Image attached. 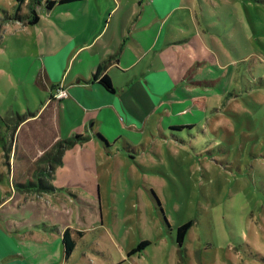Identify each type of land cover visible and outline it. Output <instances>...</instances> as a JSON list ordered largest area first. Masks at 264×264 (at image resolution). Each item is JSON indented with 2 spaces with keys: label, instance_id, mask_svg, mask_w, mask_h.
Segmentation results:
<instances>
[{
  "label": "rangeland",
  "instance_id": "374dc122",
  "mask_svg": "<svg viewBox=\"0 0 264 264\" xmlns=\"http://www.w3.org/2000/svg\"><path fill=\"white\" fill-rule=\"evenodd\" d=\"M28 1L21 10L27 16L32 11L41 14L50 2L43 0L38 5ZM99 1L101 11L96 0H81L69 8L75 10L70 14L80 16L90 11L95 16L107 15L105 0ZM194 3L199 21L215 35L216 45L210 39V49L191 44V51H187L186 43L168 46L165 44L168 35L178 30L171 23L162 31L156 28L158 46L151 58L157 64L162 60L170 62L166 70L173 72L176 79L171 82L172 89L177 98H182H178L172 110H183L189 99H184L180 90L192 87L186 74L183 80L180 77L182 63L191 64L190 72H194L201 59L210 58L209 66H213L215 58L210 54L220 50L226 53H221V68L215 73L217 80L211 81L213 87L201 88L199 95L191 92L206 109L205 116L198 122L195 118L196 127L191 129L169 130L167 119L163 120L162 128L154 112L160 117L169 100L159 102L153 93V113L145 110L143 122L138 126L143 130L136 137L125 128L134 139V150L122 154L117 151L118 144L112 150L115 143L110 139L111 133L117 138L125 134L119 125H107L109 131H100L111 140L108 144L111 149L105 152L97 149L95 138L85 135L86 142L65 152L68 162L58 167L54 182L61 189L60 194L74 205L72 216L82 224L69 228L77 248L67 264H264V0H194ZM17 5L13 0H0L1 65L6 62L9 53L6 43L11 37L25 44L22 49L25 57L31 55L30 48L36 43L46 45L44 32H54L55 25L46 20V15L43 28L3 22L10 21L4 18L14 16ZM135 9L136 6H129V13ZM36 50L42 53V48ZM38 63L20 61V65L30 66L31 71L9 73L10 80L5 77L8 72L0 71V110L11 107L20 114L29 109L36 111L46 102L42 100L46 94L31 86ZM206 74L200 73L197 79L205 78ZM21 85L25 87L28 103L19 92ZM65 99L68 97L59 100ZM32 116L35 114L20 117L12 112L4 116L11 130L5 137L6 147H0V210L20 208L43 197L38 194L14 197L12 175L25 167L14 159L15 151L10 155L8 144L19 138L29 139L33 131L38 133L42 129L40 118ZM127 116L124 112L126 119ZM171 117L172 122L178 117L192 119L186 112ZM34 146L31 157L40 162L39 158L53 151L56 144L47 147L41 138ZM106 152L111 155H105ZM96 185L100 186L98 195L92 191L97 190ZM71 194L83 197L84 205L75 203ZM60 201L52 200L51 205ZM63 209L56 217L62 227L70 222L71 211L68 205ZM188 223L192 227L180 247L178 229ZM146 241L149 246L130 256Z\"/></svg>",
  "mask_w": 264,
  "mask_h": 264
},
{
  "label": "crops",
  "instance_id": "0c3cea01",
  "mask_svg": "<svg viewBox=\"0 0 264 264\" xmlns=\"http://www.w3.org/2000/svg\"><path fill=\"white\" fill-rule=\"evenodd\" d=\"M50 1H55V5L52 8L47 6L41 14L36 13L39 17L36 25L28 24V20L26 22L3 21L5 23L16 22L26 28L38 26L43 28V22L45 25L47 23L44 20L46 15V20L58 28L52 26L53 33L50 30L44 32L46 45L36 43L30 48L29 54L31 55L25 57H22L26 54L23 52L25 44L18 43L15 37H11L10 42L6 43L9 47L6 62L4 65L0 64V71L8 72L5 73V77L6 80H10L9 73L16 75L18 71L29 72L31 68L26 66L27 62L32 61L33 64L39 62L33 74L31 86L36 87L39 93L46 94L45 98L42 97V100L46 102L41 101V107L36 111L29 109L28 112L18 114L11 107L5 111L0 110L1 148L6 147L5 137L11 130L10 125L1 120L7 112L21 117L25 114H35L32 117L40 118L39 122L42 125L38 133L33 131L31 138H19L18 141H11L8 144L11 146L10 155L15 151L14 159L22 162L25 167L21 172L13 173L14 186L35 180L33 175L36 174L35 170L40 163L31 156L34 155L32 153L35 148L34 142H39L41 138L46 141L47 147H52L61 140H67L76 135H86L90 137L89 139L93 136L97 149L104 152L111 149L108 146L111 140L115 143L112 145V150L117 144L119 145L117 151H121L122 154L125 150L127 152L134 150L136 147L134 139L125 128L133 131L136 137L143 130L142 126L140 129L138 126L143 122L145 110L149 114L153 113V93L157 95L159 102L169 100V104L162 108L160 117L157 116V112H154L155 120L160 127L166 119L169 130L177 126L196 127L197 123L194 119L197 118L198 122L205 116L206 109L197 102L191 92H197L196 95H199L201 88L213 87L211 81L217 80L218 76L215 73L217 74V70L221 68V53L223 55L226 53L220 50L219 53L210 54L215 58L213 66H209L210 58L201 59V62L196 64L199 68L194 72H190L191 64L182 63L180 77L183 80L186 74L185 78H189L188 83L192 87V89L180 90L184 99H189L185 108H182L183 110H172L173 106L177 105L178 98L181 97L177 98V92L172 89L171 82L176 81L173 72L166 70L170 62L162 60L160 64H157V61L151 58L152 53L156 54L154 48L158 46L156 28L162 31L164 26H169L171 23H175L178 30L174 29L173 34L168 35L165 42L168 46L175 47L177 43H186L187 51H191V44L210 49V39L216 45L215 35L208 29H204L199 21V14L194 8L197 4L194 0H105L108 14L99 16L91 15L90 11L80 16L70 14L75 10L69 8L81 3V0ZM28 2L27 0L26 3ZM96 5L101 11L102 6L99 0H96ZM129 6H136V9L129 13ZM45 10L48 14H45ZM22 15L27 16V14ZM4 20L7 19L4 18ZM148 32L151 35H148ZM154 35L156 36L153 37ZM39 47L42 48L43 54L36 50ZM20 61L26 64L20 65ZM18 67H21V70ZM203 72H208L205 78L197 79L198 75ZM195 73L198 74L194 75ZM97 74H99V79L95 80L94 76ZM105 75L109 77L115 90L114 93L107 91L100 84L99 80ZM194 78L199 82H195ZM193 84L196 85L195 88ZM62 87L68 91L69 97L65 100H56L54 94ZM19 92L24 101L28 103L23 85ZM124 112L128 115L127 119L124 117ZM185 112L192 119L185 120L178 117L172 122L171 116ZM195 113L200 114L195 115ZM107 125H119V129L125 135L117 138L111 133L110 140L100 131L102 129L109 131L105 128ZM99 135L106 140L107 145ZM105 155L109 156L111 153L106 152ZM63 161L64 164L68 162L65 157ZM36 162L38 164L34 169L32 166ZM56 178H58V168L52 182L58 188L54 182ZM95 187L97 190L92 191L98 195L100 186ZM14 190L16 199L28 194H38L43 197L40 200L23 204L20 208L8 207L0 210V264H67L63 236L67 229L74 228V224H80L72 216L74 205L70 204L67 197L60 194V190L51 194L22 193L15 187ZM71 197L80 206L84 203L83 197L73 194ZM59 199H61L59 204L51 205L52 200ZM66 205L71 210L70 222H66L62 227V223L56 217ZM73 254L74 252L71 255Z\"/></svg>",
  "mask_w": 264,
  "mask_h": 264
},
{
  "label": "trees",
  "instance_id": "16d2710c",
  "mask_svg": "<svg viewBox=\"0 0 264 264\" xmlns=\"http://www.w3.org/2000/svg\"><path fill=\"white\" fill-rule=\"evenodd\" d=\"M16 2L18 5L16 13L14 16H10L9 18H6L7 20H18V21H24L30 24V25H36L39 22V17L36 14L35 11H32V14L30 16H25L22 15V6L26 3L27 0H13ZM36 2L39 5V1L41 0H30V2ZM55 5V1H50L48 3V8H52V6ZM109 64V63H108ZM95 80L99 79V74L94 76ZM100 84L109 92L114 93V87L109 79L108 76H104L99 80ZM21 117V116H20ZM3 122H5V119H1ZM194 126H177L174 127L170 130L172 131H181L185 129H191ZM101 140L106 144V140L101 137ZM88 140V137L82 136V135H76L73 138L67 139V140H61L59 141L54 150L51 152H47L40 160V165L39 167L35 170V173L33 175V178L35 180H31L30 182L24 183V184H18L15 186V188L19 192H35V193H46V194H51L55 193L57 191H61V189L56 188L53 185V179H54V174L57 168L60 165L64 164V155L67 150H69L72 147L77 146L78 144H83ZM107 145V144H106ZM192 224L188 223L183 226H181L178 229V236H177V242L180 247L184 245L185 238L191 229ZM79 235L82 236L81 233H78ZM63 244L65 246V256L67 259L71 256V254L75 251L77 243L76 241L72 238L71 231L67 229L64 233L63 236ZM150 242L146 241L141 243L136 249H134L131 253L130 256L137 254L138 252H141L145 247L149 246Z\"/></svg>",
  "mask_w": 264,
  "mask_h": 264
},
{
  "label": "built area",
  "instance_id": "2783aa9c",
  "mask_svg": "<svg viewBox=\"0 0 264 264\" xmlns=\"http://www.w3.org/2000/svg\"><path fill=\"white\" fill-rule=\"evenodd\" d=\"M69 97V93L66 89L60 88L57 93L54 95L56 100L63 99Z\"/></svg>",
  "mask_w": 264,
  "mask_h": 264
}]
</instances>
